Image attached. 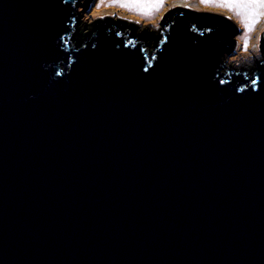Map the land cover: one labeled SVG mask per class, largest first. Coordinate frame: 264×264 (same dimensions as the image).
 Listing matches in <instances>:
<instances>
[{
	"label": "water",
	"instance_id": "1",
	"mask_svg": "<svg viewBox=\"0 0 264 264\" xmlns=\"http://www.w3.org/2000/svg\"><path fill=\"white\" fill-rule=\"evenodd\" d=\"M95 4L0 0V264H264V24Z\"/></svg>",
	"mask_w": 264,
	"mask_h": 264
},
{
	"label": "rangeland",
	"instance_id": "2",
	"mask_svg": "<svg viewBox=\"0 0 264 264\" xmlns=\"http://www.w3.org/2000/svg\"><path fill=\"white\" fill-rule=\"evenodd\" d=\"M178 2L212 5L242 26L238 51H232L234 59L258 55L264 8L239 6L248 0H96L89 15L126 11L164 21L168 10ZM229 4L236 6L229 7Z\"/></svg>",
	"mask_w": 264,
	"mask_h": 264
},
{
	"label": "snow or ice",
	"instance_id": "3",
	"mask_svg": "<svg viewBox=\"0 0 264 264\" xmlns=\"http://www.w3.org/2000/svg\"><path fill=\"white\" fill-rule=\"evenodd\" d=\"M259 6L261 8H264V0H248L247 3H244V4H240L239 6L240 7H256V6ZM233 6H236V5H233V4H229V7H233ZM253 83L255 84L256 81H253Z\"/></svg>",
	"mask_w": 264,
	"mask_h": 264
},
{
	"label": "trees",
	"instance_id": "4",
	"mask_svg": "<svg viewBox=\"0 0 264 264\" xmlns=\"http://www.w3.org/2000/svg\"><path fill=\"white\" fill-rule=\"evenodd\" d=\"M194 13H191V15H193ZM193 16H195L198 20H200V19H202V18H199L198 16H196V15H193ZM221 20H222V18H220ZM117 27V26H116ZM80 41V40H79Z\"/></svg>",
	"mask_w": 264,
	"mask_h": 264
},
{
	"label": "flooded vegetation",
	"instance_id": "5",
	"mask_svg": "<svg viewBox=\"0 0 264 264\" xmlns=\"http://www.w3.org/2000/svg\"><path fill=\"white\" fill-rule=\"evenodd\" d=\"M139 42H143V41H139Z\"/></svg>",
	"mask_w": 264,
	"mask_h": 264
},
{
	"label": "bare ground",
	"instance_id": "6",
	"mask_svg": "<svg viewBox=\"0 0 264 264\" xmlns=\"http://www.w3.org/2000/svg\"><path fill=\"white\" fill-rule=\"evenodd\" d=\"M251 42H252V40H251Z\"/></svg>",
	"mask_w": 264,
	"mask_h": 264
}]
</instances>
